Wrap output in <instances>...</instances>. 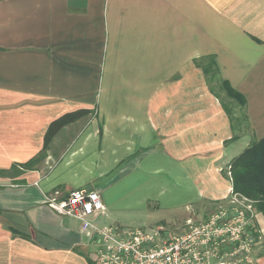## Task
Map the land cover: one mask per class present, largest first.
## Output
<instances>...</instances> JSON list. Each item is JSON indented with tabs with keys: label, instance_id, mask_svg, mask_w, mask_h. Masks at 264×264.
I'll return each instance as SVG.
<instances>
[{
	"label": "crops",
	"instance_id": "obj_1",
	"mask_svg": "<svg viewBox=\"0 0 264 264\" xmlns=\"http://www.w3.org/2000/svg\"><path fill=\"white\" fill-rule=\"evenodd\" d=\"M261 138L264 0H0V264H95L54 191L97 190L98 224L143 207L146 228L181 232L228 201L230 161ZM253 255L264 264V243Z\"/></svg>",
	"mask_w": 264,
	"mask_h": 264
},
{
	"label": "built area",
	"instance_id": "obj_2",
	"mask_svg": "<svg viewBox=\"0 0 264 264\" xmlns=\"http://www.w3.org/2000/svg\"><path fill=\"white\" fill-rule=\"evenodd\" d=\"M254 203L232 190L207 218L188 219L181 232L173 233L163 223L150 228L99 225L104 204L95 189L46 196L50 209L78 220L80 231L97 245L95 264H257L253 251L264 243V225Z\"/></svg>",
	"mask_w": 264,
	"mask_h": 264
},
{
	"label": "trees",
	"instance_id": "obj_3",
	"mask_svg": "<svg viewBox=\"0 0 264 264\" xmlns=\"http://www.w3.org/2000/svg\"><path fill=\"white\" fill-rule=\"evenodd\" d=\"M222 87L226 90L229 97H233L237 101L240 112L245 117V98L225 81L222 82ZM224 107L231 117L230 109L225 104ZM86 113L87 109H80L65 113L53 120L45 132L41 151L29 161L18 164L19 167L13 165L12 169L26 170L31 168L37 160L44 156L51 138L58 130ZM229 170L232 190L253 199L256 210L264 217V138L253 140L242 152L233 157L229 163Z\"/></svg>",
	"mask_w": 264,
	"mask_h": 264
},
{
	"label": "rangeland",
	"instance_id": "obj_4",
	"mask_svg": "<svg viewBox=\"0 0 264 264\" xmlns=\"http://www.w3.org/2000/svg\"><path fill=\"white\" fill-rule=\"evenodd\" d=\"M234 117H235V120H234V124L236 125V128L237 130H248V122L246 120V118L244 117V115L239 112V111H236L234 112ZM102 200V198H101ZM115 202V200H114ZM150 212L144 210L143 207H138L136 208L135 210H128V209H123L122 211H120V220L122 222H119V220H106V217H102L101 218V222L100 224L101 225H104V224H118L120 226H123V227H134V228H137V227H141V228H146L147 225H145V222L151 220L152 218L149 217V214ZM183 213V212H181ZM153 214V213H152ZM158 217V213L156 215ZM104 218V219H103ZM171 220L168 219V225L169 224H176L175 221H173L175 219V217H170ZM117 221V222H115ZM99 224V225H100ZM170 230V229H169Z\"/></svg>",
	"mask_w": 264,
	"mask_h": 264
}]
</instances>
